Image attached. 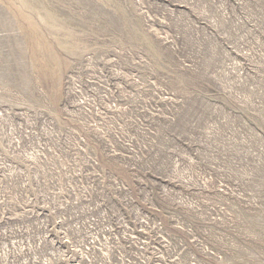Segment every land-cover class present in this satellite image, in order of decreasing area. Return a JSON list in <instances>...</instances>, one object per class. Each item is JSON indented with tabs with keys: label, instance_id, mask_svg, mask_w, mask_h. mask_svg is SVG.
I'll return each instance as SVG.
<instances>
[{
	"label": "rangeland",
	"instance_id": "1",
	"mask_svg": "<svg viewBox=\"0 0 264 264\" xmlns=\"http://www.w3.org/2000/svg\"><path fill=\"white\" fill-rule=\"evenodd\" d=\"M0 264H264V0H0Z\"/></svg>",
	"mask_w": 264,
	"mask_h": 264
}]
</instances>
